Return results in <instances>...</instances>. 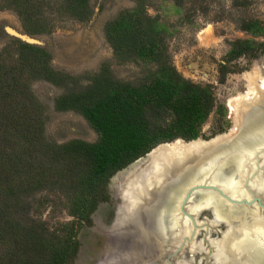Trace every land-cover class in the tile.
<instances>
[{
    "label": "trees",
    "instance_id": "16d2710c",
    "mask_svg": "<svg viewBox=\"0 0 264 264\" xmlns=\"http://www.w3.org/2000/svg\"><path fill=\"white\" fill-rule=\"evenodd\" d=\"M136 2L105 26L117 61L149 66L136 84L117 80L107 63L83 85L82 78L56 71L46 49L19 40L0 52V264H73L78 230L91 226L99 205L110 200L108 186L118 172L162 144L204 138L217 105L213 87L178 71L168 26L148 13L146 0ZM0 8L16 12L33 36L52 32L54 14L81 22L93 15L91 0H1ZM235 22L247 38L229 42L220 83L235 61L264 55V21ZM36 81L63 89L55 111L83 116L98 140L49 141L46 111L32 89ZM43 194L59 196L73 221L47 228L39 220L49 202Z\"/></svg>",
    "mask_w": 264,
    "mask_h": 264
},
{
    "label": "rangeland",
    "instance_id": "374dc122",
    "mask_svg": "<svg viewBox=\"0 0 264 264\" xmlns=\"http://www.w3.org/2000/svg\"><path fill=\"white\" fill-rule=\"evenodd\" d=\"M45 1L51 4L56 0ZM238 2L242 5L239 6ZM136 6V0H91L93 15L89 20L81 22L54 14L52 32L35 36L26 33L16 12L0 8V52L13 40L27 43V39H32V45L51 54L52 67L56 71L82 78L83 85L89 83L86 80L89 75L99 73L107 63L117 80L136 84L148 76L149 66L117 61L105 36L108 22ZM146 7L151 16L168 26V42L178 71L195 83L213 87L217 105L203 126L204 138L201 139L209 140L228 133L232 127L234 129L230 104L239 98H248L251 91H258L264 85V55L232 63L234 72L226 77L224 83L219 82V65L229 51L230 41L247 38L238 30L235 21H264V0H151L150 4L146 0ZM32 89L46 111L45 135L49 141L64 144L72 140L89 143L98 140V134L83 116L75 112L55 111L54 100L64 92L63 89L44 81L34 82ZM149 156L111 179L108 186L110 200L99 205L92 216L91 226L78 230L80 250L73 264H147L159 256V244L149 239V234L157 233L151 207L155 204V197L146 204L150 208L149 216L142 211L138 215V223L123 222L124 209L130 205L123 200L122 190ZM42 197H48L49 202L42 207L39 220L47 228L58 230L62 224L73 221L59 196L43 194ZM247 242L252 241L248 239ZM256 242L255 249H249L255 254L258 246H264L263 242Z\"/></svg>",
    "mask_w": 264,
    "mask_h": 264
},
{
    "label": "water",
    "instance_id": "95a60500",
    "mask_svg": "<svg viewBox=\"0 0 264 264\" xmlns=\"http://www.w3.org/2000/svg\"><path fill=\"white\" fill-rule=\"evenodd\" d=\"M27 43L33 40L27 39ZM262 109H257L243 131L227 139L216 141L229 135L233 127L209 140L179 139L150 152L177 142L207 144L173 160L165 177L149 189L155 201L158 199L153 208L164 212L153 238L160 254L147 264H255L242 248L232 251L231 247L242 236L244 226L264 231ZM146 212L149 216V209ZM260 248L264 256V247ZM178 255L182 261L176 260Z\"/></svg>",
    "mask_w": 264,
    "mask_h": 264
},
{
    "label": "bare ground",
    "instance_id": "6f19581e",
    "mask_svg": "<svg viewBox=\"0 0 264 264\" xmlns=\"http://www.w3.org/2000/svg\"><path fill=\"white\" fill-rule=\"evenodd\" d=\"M263 88H264V85L261 86V89H259L260 91L259 90L254 91L252 89L253 92L252 91H251L252 93L250 92V96L248 98L247 97L239 98L231 102L230 107L234 115V129L232 130V132H230L229 135L219 137L216 141L227 139L231 135H234V133L236 132L239 133L243 131V128H245V126L249 124L254 113H256L257 109H259V107L264 109V100H263L264 90ZM255 108L256 110H254ZM263 109L260 110L259 113H263L264 112ZM204 145H207V144L195 143L192 145H183V143L177 142L176 144H173V145L162 146L154 150L152 153H150L149 154L150 156L148 157V160L146 161V163L143 166H140L138 170L136 169L137 171L132 175L127 185L124 186L122 190L121 194H122L123 200L125 201V203H128V205H130L129 207L124 209L125 215L123 217L124 219L123 222L128 221L133 224L138 223L139 222L137 219L138 215L142 211H143L142 214H145L146 210L149 208L148 206L146 207L147 201L152 199V196L149 194V189L153 185L157 184V182L160 179L165 177V173L167 174L168 169L172 166L173 160L177 159L178 157L183 155V153L185 152L192 151L193 149H195V147H203ZM157 201H155V203ZM153 210H154L153 215L155 217L157 215V217L155 218L156 220L153 219V221L155 222V225L157 226V230H158V225L161 222L162 214L164 211L162 210L159 213L158 212L159 210L155 208H153ZM235 217H236V214H235ZM127 225H124V226H127ZM253 227H256V228H253ZM253 227L244 226L243 229L240 231V234H242V236L240 235L241 237L238 238L239 240H236L235 242L232 243L233 245L231 248H232V251L234 249L235 251H238V248L240 249L242 248V250L248 253V255L252 258V260L255 261V264L256 263L262 264V262L264 263V256H263V251H261V248L258 246L256 250V254L251 252V250L249 249H255L254 243L257 240L258 242L264 243V234H263L264 231H262L263 229H260L257 226H253ZM260 231L262 233H260ZM257 233L259 234L256 236L255 234ZM155 235L157 234H149V239L151 240L155 238ZM248 239H250L252 242L248 243L247 242ZM176 260L182 261L181 256L178 255Z\"/></svg>",
    "mask_w": 264,
    "mask_h": 264
}]
</instances>
